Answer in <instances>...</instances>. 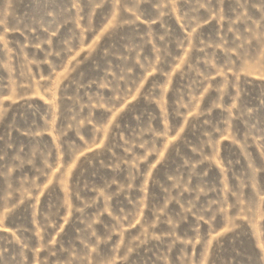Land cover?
Listing matches in <instances>:
<instances>
[{"label": "rangeland", "instance_id": "1", "mask_svg": "<svg viewBox=\"0 0 264 264\" xmlns=\"http://www.w3.org/2000/svg\"><path fill=\"white\" fill-rule=\"evenodd\" d=\"M0 264H264V0H0Z\"/></svg>", "mask_w": 264, "mask_h": 264}]
</instances>
